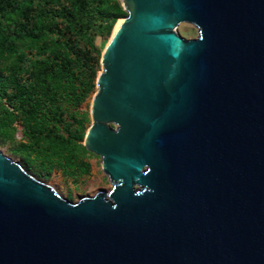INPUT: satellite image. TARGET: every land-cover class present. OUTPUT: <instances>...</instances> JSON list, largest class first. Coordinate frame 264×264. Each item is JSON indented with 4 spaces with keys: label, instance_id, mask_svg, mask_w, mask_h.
Instances as JSON below:
<instances>
[{
    "label": "water",
    "instance_id": "obj_1",
    "mask_svg": "<svg viewBox=\"0 0 264 264\" xmlns=\"http://www.w3.org/2000/svg\"><path fill=\"white\" fill-rule=\"evenodd\" d=\"M118 1L81 141L111 188L0 150V264H264V0Z\"/></svg>",
    "mask_w": 264,
    "mask_h": 264
},
{
    "label": "trees",
    "instance_id": "obj_2",
    "mask_svg": "<svg viewBox=\"0 0 264 264\" xmlns=\"http://www.w3.org/2000/svg\"><path fill=\"white\" fill-rule=\"evenodd\" d=\"M125 14L118 0H0V146L36 178L89 174L80 107Z\"/></svg>",
    "mask_w": 264,
    "mask_h": 264
},
{
    "label": "rangeland",
    "instance_id": "obj_3",
    "mask_svg": "<svg viewBox=\"0 0 264 264\" xmlns=\"http://www.w3.org/2000/svg\"><path fill=\"white\" fill-rule=\"evenodd\" d=\"M175 30L183 38H194L197 36V29L188 23H179ZM94 41L96 45H100L101 38L94 36ZM92 93L93 91L80 107V110L86 112L87 116ZM88 124L89 122L87 123V126ZM17 136H19V133H17ZM0 150L9 155L5 146H0ZM88 157L90 165L88 175L69 176L62 174L60 171H53L45 182L51 185L63 198H66L71 202L77 201L82 196H91L100 190L108 191L111 188V185L107 181L106 176L101 172L99 157L93 154H90Z\"/></svg>",
    "mask_w": 264,
    "mask_h": 264
},
{
    "label": "bare ground",
    "instance_id": "obj_4",
    "mask_svg": "<svg viewBox=\"0 0 264 264\" xmlns=\"http://www.w3.org/2000/svg\"><path fill=\"white\" fill-rule=\"evenodd\" d=\"M121 23V19H119L114 25H113V28H112V33L111 35L114 33V31L117 29V27L119 26V24ZM109 40V39H108ZM107 43V42H106ZM106 43L104 45V47L102 48L101 52H103L105 46H106Z\"/></svg>",
    "mask_w": 264,
    "mask_h": 264
}]
</instances>
